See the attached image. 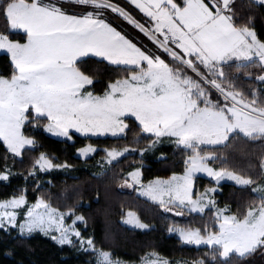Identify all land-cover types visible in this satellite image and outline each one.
I'll return each mask as SVG.
<instances>
[{"label":"snow or ice","instance_id":"1","mask_svg":"<svg viewBox=\"0 0 264 264\" xmlns=\"http://www.w3.org/2000/svg\"><path fill=\"white\" fill-rule=\"evenodd\" d=\"M62 2L0 0L6 25L23 30L26 36L21 42L0 32V49L7 52L13 68L9 76L0 75V140L7 152L20 157L26 146L35 148L38 141L25 128L39 127L42 120L47 121L42 125L45 132L72 140V130L116 137L129 129L127 119L134 118L141 132L151 137L150 148L167 139L190 149L192 155L185 159L182 174L157 177L145 185L140 181L142 166L136 167L126 173L123 186L135 188L166 212L174 208L199 213L214 210L213 228H169L187 244L209 246L210 259L187 264H225L232 253L244 257L264 252V180L213 167L210 161L217 154L201 150L202 145L225 144L239 133L264 139V100L257 102L255 92L252 100H246L236 90V73L226 70L235 67L237 73L251 76L246 70L258 64L264 72V39L252 26V18L241 22L234 0H127V5L147 17L143 22L120 0H78L91 9L82 13H69ZM259 3L264 6V0ZM113 14L142 33L152 47L129 38L111 21ZM89 56L122 67L125 75L95 91L93 76L81 68ZM258 79L264 82V75ZM102 150L108 164L134 151L115 146ZM96 151L92 144L77 149L81 156ZM71 167L66 161L56 164L40 152L30 174ZM200 172L217 184L229 179L237 185H255L252 190L259 199L236 212L228 205L220 207L212 195L215 188L194 193L195 176ZM12 174L5 158L0 179L8 180ZM39 187L37 182V190ZM25 191L0 200V229L15 228L24 236L39 231L60 245L72 246L78 241L84 251L96 254L95 264H125L97 248L93 236L83 235L77 223L86 227L87 219L75 207L66 211L53 207L44 195L29 203ZM127 216V223L140 229L149 227L135 213ZM152 255L157 259L144 264H171L157 253Z\"/></svg>","mask_w":264,"mask_h":264},{"label":"trees","instance_id":"2","mask_svg":"<svg viewBox=\"0 0 264 264\" xmlns=\"http://www.w3.org/2000/svg\"><path fill=\"white\" fill-rule=\"evenodd\" d=\"M120 2L127 5L122 0ZM62 6L69 13H82L90 8L68 1H63ZM128 8L135 14L136 11L132 7ZM234 10L241 22L251 17L252 26L258 36L264 39V6L254 0H234ZM110 19L129 38H135L140 43L145 39L142 33L115 15ZM0 32H6L10 38L21 42L26 39L25 34L12 31L2 15ZM81 68L86 74L93 76L94 89L97 92L102 91L110 79L125 75L122 67L110 65L94 56L85 58ZM12 70L9 55L0 52V75L9 76ZM226 70L236 73V90L243 91L247 96L255 92L260 101L264 100V86L258 80L264 72L260 71L258 64H253L246 70L251 72V76H246L243 72L237 73L235 67ZM46 122L42 120L36 128L26 125V134L34 136L38 144L35 148H25L20 157L8 153L0 140V170L3 169L7 158V166L13 173L8 180H0V200L26 190L29 202H34L38 195H44L53 206L60 209L75 207L76 212L83 214L87 219V226L82 229L83 235L93 236L98 248L111 251L115 257L125 261H138L150 253H157L171 261L210 259L207 255L210 251L208 245L186 244L172 235L169 228H213V210L206 209L203 213L185 210L182 211L183 215H177L166 212L158 203L139 196L134 188L126 190L121 187L126 173L136 167L142 166L144 182L156 177L168 178L173 173H183L184 161L192 155L191 150L163 143L154 150L146 151L151 137L141 132L138 122L133 118L127 119L129 129L122 136L90 137L73 133L72 140L47 134L42 126ZM88 144L98 148L96 153L85 159L77 157V149ZM113 146L130 147L135 151L102 168L100 163L105 156L102 149ZM141 148L145 149L143 154H139ZM201 150L202 153L211 151L217 154V159L210 161V164L218 168L224 167L250 176L254 181L263 177L261 161L264 158V139H252L237 134L224 145L204 146ZM40 152L47 153L56 164L66 161L72 167L33 177L30 170ZM37 182L40 184L38 190ZM214 185L216 183L213 180L197 176L194 193ZM218 186L220 190L215 192V200L219 206L228 205L233 212L243 210L250 201L259 199L248 186L227 182ZM126 210L134 211L149 227L142 230L124 225L122 217ZM0 264H94V256L91 252L78 250L74 245H60L41 233L22 236L16 229H0ZM225 264H264V252L258 250L244 257L233 254L226 259Z\"/></svg>","mask_w":264,"mask_h":264},{"label":"rangeland","instance_id":"3","mask_svg":"<svg viewBox=\"0 0 264 264\" xmlns=\"http://www.w3.org/2000/svg\"><path fill=\"white\" fill-rule=\"evenodd\" d=\"M63 1H68V2H71V3H74V4H77V5H81V4H79V2H78V0H63ZM123 1V3H126L127 4V0H122ZM254 1H256V2H258L259 3V0H254ZM121 4H122V2H121ZM122 5H124V4H122ZM129 7H132L136 12H135V14L133 13V15L137 18V19H140L142 22L143 21H145L146 19H147V17L146 16H144V14L143 13H141L138 9H136L134 6H131V5H128ZM89 8V7H88ZM88 10H91L90 8L88 9ZM87 11V10H86ZM137 13V14H136ZM114 15V14H113ZM126 22V21H125ZM12 30V29H11ZM12 31H14V32H18V33H23V34H25L24 32H23V30H12ZM142 36L145 38L144 40H142V43L141 44H144V45H146V46H148V47H152V45H151V43H150V41L142 34ZM24 42V41H23ZM0 52L1 53H6L7 54V52L5 51V50H2V49H0ZM262 75H264V74H262ZM259 80V79H258ZM260 81V80H259ZM261 82V81H260ZM262 84H263V86H264V82H261ZM263 89H264V87H263ZM237 91H241V90H237ZM243 92V91H242ZM244 93V92H243ZM244 95H245V98H246V100H252L254 97H253V95H251V96H247L248 94H246V93H244ZM250 97H252V98H250ZM255 98L257 99V102H260V98L258 97V96H256L255 95ZM134 119V118H133ZM47 133V132H46ZM73 133H76V134H79V135H81V136H90V137H107V136H110V137H113L111 134H109V135H107V136H92V135H82V134H80V133H77V132H75V130H72V134ZM47 134H49V135H51V136H54V137H57V138H61V139H67V138H65V137H61V136H56V135H53V134H50V133H47ZM125 134V133H124ZM124 134H119L118 136H116V137H119V136H122V135H124ZM239 134H241V135H243L242 133H239ZM244 136V135H243ZM2 141V140H1ZM3 142V141H2ZM163 143H171V144H174V145H176L175 143H173V142H170V141H168L167 139H165L164 140V142ZM227 143V142H226ZM225 143V144H226ZM222 145H224V144H222ZM158 146V145H157ZM156 146V147H157ZM177 146V145H176ZM204 146H206V147H214V146H220V145H202L201 147H204ZM155 147V148H156ZM181 147H183V146H181ZM26 148H29V147H27L26 146ZM97 148V147H96ZM130 148V147H129ZM155 148H148L146 151H148V150H154ZM185 148V147H184ZM130 149H133V148H130ZM97 150H98V148H97ZM190 150V149H189ZM135 151V150H134ZM131 152H133L132 150H130L129 152H127V153H125L122 157H124L125 155H127V154H129V153H131ZM96 152H94V153H90V154H88V156H81L78 152L76 153V156L77 157H80V158H82V159H85V158H89V157H91V156H93L94 154H95ZM139 154H143V153H141V152H139ZM105 156H106V153H105ZM104 156V157H105ZM104 157L102 158V160H101V163H100V165H101V167L102 168H105V167H107L109 164L105 161V159H104ZM122 157H120V158H122ZM120 158H118V159H120ZM263 160H264V158H263ZM113 162H115V161H113ZM211 166H213V167H216L215 165H212L211 164ZM218 168V167H217ZM65 170L66 168H60V169H51V170H49V171H47V172H50V171H56V170ZM231 171V170H230ZM41 173H46V172H40L39 170L37 171V174L36 175H31V176H33V177H38V175L39 174H41ZM176 174H182V173H176ZM262 174H263V177H262V179H260L259 181H262V180H264V169H262ZM142 176H143V174H142ZM142 176H141V178H140V181H141V183H143V184H147L149 181H152V180H155V178H153V179H151V180H149V181H146V182H144V181H142ZM172 176V175H171ZM170 176V177H171ZM197 176H203V177H205V178H209V179H211V180H213L212 178H210V177H208L205 173H203V172H200V173H197L196 174V176H195V178L197 177ZM170 177H168V178H170ZM157 178V177H156ZM160 178H162V177H160ZM168 178H163V179H168ZM0 180H3V179H0ZM214 181V180H213ZM215 182V181H214ZM224 182H227V183H231V184H234V185H237V184H235V182L234 181H231V180H229V179H224V180H222V181H220L219 182V184H221V183H224ZM216 183V182H215ZM219 184H217L216 183V185H214V186H209V187H206V188H215L216 189V191L215 192H217V191H219L220 190V188H219ZM138 186V185H137ZM237 186H245V185H237ZM123 189H126V190H132L133 188H129V187H127V186H121ZM248 187H251V189H253V187H255V185H251V186H248ZM135 189V188H134ZM195 190V180H194V186H193V191ZM204 190V189H203ZM202 190V191H203ZM201 191V192H202ZM253 191V190H252ZM137 192V191H136ZM215 192L212 194L213 196H214V194H215ZM254 192V191H253ZM257 196H259V194L257 193V192H254ZM137 194L139 195V196H141V197H143V198H146V199H148V200H151L150 198H148V197H146V196H144V195H142L141 193H139V192H137ZM215 198V197H214ZM28 200V199H27ZM152 201V200H151ZM28 202H29V200H28ZM35 202V201H34ZM34 202H29V203H34ZM153 202V201H152ZM155 203H158V202H155ZM53 206V205H52ZM53 207H55V206H53ZM220 207H224V206H220ZM207 209V208H206ZM205 209V210H206ZM24 210H26V208H24V209H21V212L22 211H24ZM61 210H63V209H61ZM185 210H188L187 208H174V210H173V213L174 214H176L177 212H179V211H185ZM64 211H66V210H64ZM189 211V210H188ZM214 211V210H213ZM129 212H132V213H135L134 211H132V210H126L125 211V214H124V216L122 217V222H123V224L124 225H127V226H129V227H131V228H136V229H140V228H138V227H136V226H134V225H131V224H129V223H127L126 222V220H127V218H128V216H127V214L129 213ZM191 212V211H190ZM192 213H199V212H192ZM77 214H80V213H77ZM136 214V213H135ZM137 215V214H136ZM138 216V215H137ZM68 223H71V221L70 220H68L67 221ZM77 227L78 228H80L81 229V231H82V229L83 228H85V226H84V224H82V223H80V222H78L77 223ZM174 227V226H173ZM13 229H15V228H13ZM147 229V228H146ZM17 230V229H16ZM143 230V229H142ZM17 232H18V230H17ZM35 233H41V232H39V231H37V232H35ZM172 235H174V236H176V237H178V238H180L179 237V234L177 233V232H170ZM32 234H34V233H32ZM41 234H43V233H41ZM53 235H58V233H52ZM29 235H31V234H29ZM29 235H26V236H29ZM44 235V234H43ZM22 236H24V235H22ZM46 236H49V237H51V235H46ZM184 242V241H183ZM185 243V242H184ZM187 244V243H186ZM192 245H195V244H192ZM201 245H206V244H201ZM74 246L78 249V250H81V251H84L82 248H81V246H80V244H79V242L77 241L75 244H74ZM198 246H200V245H198ZM98 248V247H97ZM106 251H108V250H106ZM87 252H91L92 253V255L94 256V264H95V257H96V254L95 253H93L92 251H87ZM109 252H111V251H109ZM112 253V252H111ZM233 254H235V253H232V254H230V255H233ZM235 255H238V254H235ZM159 257H162V256H159ZM113 260H116V259H119V258H117V257H115L114 255H113V253H112V257H111ZM162 258H164V257H162ZM155 259H157V257L156 256H154V255H152V253H150V254H148V255H146V256H144L143 258H141L140 260H138V261H125V260H122V259H119V260H121V261H123V262H125V264H144V262H146V261H150V260H155ZM169 260V259H168ZM170 262H171V264H187V262L186 261H181V260H177V261H171V260H169Z\"/></svg>","mask_w":264,"mask_h":264},{"label":"crops","instance_id":"4","mask_svg":"<svg viewBox=\"0 0 264 264\" xmlns=\"http://www.w3.org/2000/svg\"><path fill=\"white\" fill-rule=\"evenodd\" d=\"M95 57V56H94ZM98 58V57H97Z\"/></svg>","mask_w":264,"mask_h":264}]
</instances>
